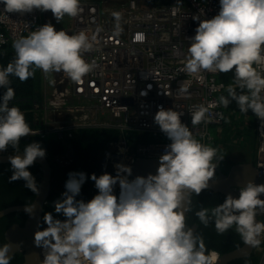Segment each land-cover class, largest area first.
I'll return each mask as SVG.
<instances>
[{"label":"clouds","instance_id":"1","mask_svg":"<svg viewBox=\"0 0 264 264\" xmlns=\"http://www.w3.org/2000/svg\"><path fill=\"white\" fill-rule=\"evenodd\" d=\"M6 13H30L34 9L51 11L57 22L75 18L82 12L80 0H0ZM220 10L211 19L200 20L190 45L183 70L191 76L201 72L234 71V81L241 90L228 87V96L213 102L227 108L233 101L240 112L249 110L264 123V73L256 66L264 65V0H219ZM119 30L122 14L113 12ZM199 19V17H194ZM137 39H143L138 35ZM96 36L81 31L69 34L57 31L51 23L40 26L15 40V57L0 67V151L8 146L19 151L22 137L37 133L27 123L24 112L10 106L15 90L10 77L26 82L42 71L45 77L63 72L71 81L80 83L93 70L84 54L92 51ZM54 84V80H49ZM180 88V92L187 93ZM182 112L160 107L154 123L171 141L159 157L155 175L137 176L129 180L131 169L116 165L117 175L104 173L91 179L98 194L90 201L76 200L87 179L83 172H70L62 198L54 202L55 212L66 218L55 219L51 213L43 217L47 227L34 233V244L42 247L41 264H212L203 238L186 227L185 211H191V195H199L209 187L217 164L222 159L218 149L201 143L189 127L181 122ZM220 119L230 122L220 114ZM209 107L195 106L191 113L193 126L211 123ZM46 151L38 142L25 146L23 156L9 157L12 175L9 180L25 181V187L39 192L35 178L28 170ZM119 183V196L114 186ZM187 192L188 198L184 193ZM264 184L249 181L239 198L228 195L222 204L195 212L207 227L214 222L218 234L230 228L253 248L262 243L264 222L257 221L264 212ZM187 204V208H185ZM33 206L26 207L31 212ZM11 245L0 246V264H10Z\"/></svg>","mask_w":264,"mask_h":264},{"label":"built area","instance_id":"2","mask_svg":"<svg viewBox=\"0 0 264 264\" xmlns=\"http://www.w3.org/2000/svg\"><path fill=\"white\" fill-rule=\"evenodd\" d=\"M80 3L82 12L70 17L67 27L55 29L69 34L84 31L90 37L96 36L92 51L84 54L93 70L80 83L71 81L63 72L45 78L48 95L32 109L38 125L33 130L37 134L28 136L64 141L84 129L116 131L118 139L108 141L101 153L97 177L104 173L116 176L118 164L132 171L138 158H159L164 153L171 141L154 123L161 106L182 112L181 122L197 140L210 145L215 128L224 121L220 114L225 117L223 106L213 103L226 90L221 79L225 73L201 72L191 76L183 70V65L190 45L188 38L195 35L200 20L219 13V0H80ZM47 12L34 9L30 13H6L0 3V50L48 23L46 19L41 21L42 13ZM113 12L122 14L119 30ZM138 35L143 39H137ZM256 67L264 73V65ZM50 79L55 83L50 84ZM182 85L187 93L180 92ZM201 104L209 107L213 122L193 126L191 113ZM254 118L258 145L253 165L262 176L264 123L255 115ZM131 133H151L158 137L133 147L128 139ZM64 153L72 157L70 149ZM121 175L128 179L130 176ZM241 188H233L238 197ZM113 191L118 197L119 183ZM260 198L264 199V194ZM257 219L264 222V212ZM261 241L255 247L257 264H264V235ZM209 255L212 264H219L216 251Z\"/></svg>","mask_w":264,"mask_h":264},{"label":"flooded vegetation","instance_id":"3","mask_svg":"<svg viewBox=\"0 0 264 264\" xmlns=\"http://www.w3.org/2000/svg\"><path fill=\"white\" fill-rule=\"evenodd\" d=\"M11 102L10 105H12ZM49 139L57 140L53 137L42 138L25 136L22 137L19 142V151H17V149L13 148L11 145L8 146L6 151H0V157L23 154L25 146L32 142H38L41 147L45 149L46 156L44 158L49 163L51 173L48 194L41 211V230L47 227V224L43 220V217L46 213H51L55 219H59L61 221L66 219L62 213L58 214L55 212L54 202L61 199L62 193L66 191L65 183L69 179L68 174L70 172H80V170L74 168L76 165L72 166V163L74 162L73 157H67L65 153L56 154L55 156L51 157V159L49 158V148L46 146L47 141H45ZM214 162L217 164V167L212 180H221L226 178L229 175L233 165L222 160H217ZM69 166H71L72 169H69ZM28 170L35 178L37 187L40 191V186L44 180V172L41 164L35 161L33 165L29 166ZM11 175L12 169L10 161L0 162V211L11 207L13 208L31 205L35 201L38 194L25 187V181L23 180L10 182L9 178ZM86 177H88L87 174ZM84 189L85 185H82L80 194L76 197V200L88 202L95 196V194H98V189L95 187V185L93 186V192H95V194L87 195ZM227 196L228 195L221 190H214L211 188L202 190L199 195L193 193L190 197L191 211H186L185 215L186 227L191 228L195 235H199L203 238L204 244L206 246V254H209L211 251H216L221 259V257L224 255L238 253L239 255L230 259L227 264H257L259 259L256 254V249L243 242L240 234L235 230V227L230 228L223 234H218L215 230L214 222H210L209 225L205 227L195 215V212L201 208L211 209L215 206H218L219 204H222ZM27 219L28 215L19 210L11 211L10 213L1 217L0 246L5 243L9 244V241L7 240V231L14 225L23 227ZM254 260H256V263ZM24 262L25 258L23 253L17 252L13 255L10 264H24Z\"/></svg>","mask_w":264,"mask_h":264},{"label":"trees","instance_id":"4","mask_svg":"<svg viewBox=\"0 0 264 264\" xmlns=\"http://www.w3.org/2000/svg\"><path fill=\"white\" fill-rule=\"evenodd\" d=\"M27 36V35H26ZM13 42L6 44L2 50H0V67H5L15 57V51L12 47ZM227 79L226 90L220 96H228L227 89L229 86L236 88L237 93L241 91L235 86L234 71L226 73ZM11 87L15 90V98L12 100V105L19 107L25 114V118L30 127L36 128L38 125L34 121V114L32 112L35 104H41L43 102V75L40 70L35 71V76L29 78L26 82H20L16 77H10ZM5 92L4 88H0V96ZM18 100V101H17ZM224 109L225 118L230 119L231 124H236L237 118L251 119L254 118V114L249 110L247 114L239 111L236 103L233 101L230 105ZM225 120L223 121L224 125ZM221 125V126H222ZM157 135L151 133H145L138 135L137 133H131L128 136L130 144L135 147L138 143H149L157 139ZM118 139V133L114 130H98V129H84L81 130L74 138L59 141L54 139L45 140L46 146L49 148V158L56 154H62L67 149L72 151V157L74 162L72 166L75 169L80 170L87 174V179L83 183L85 185V193L87 195L95 194L93 186L94 181L91 179L93 174H97L99 165V159L102 151L105 149L108 141ZM69 169H72L69 166ZM97 195V194H95ZM256 263V260H254Z\"/></svg>","mask_w":264,"mask_h":264},{"label":"water","instance_id":"5","mask_svg":"<svg viewBox=\"0 0 264 264\" xmlns=\"http://www.w3.org/2000/svg\"><path fill=\"white\" fill-rule=\"evenodd\" d=\"M17 155V154H16ZM23 156V154H19ZM14 155H8L0 157V162L9 161V157ZM36 162L40 163L44 172V180L40 186V191L37 194L35 201L31 205L11 207L0 211V218L10 213L11 211L19 210L28 215V219L23 227L14 225L7 231V240L11 245V249L8 253L11 257L17 252H22L25 258L24 264H41L44 257L42 254V247H37L34 244V233L40 229L41 211L44 201L48 194L49 180L51 169L48 161L45 158H37ZM159 167V158L146 159L138 158L132 168L129 180L135 179L137 176L147 177L149 174L155 175ZM251 181L257 185L264 184V175L259 176L255 166L249 164H235L231 167L229 175L221 180H210L209 187L214 190H221L227 195H232L235 198H239L233 190L234 187H245L247 183ZM187 199V192L184 193ZM33 206L32 211H26V207ZM187 208V204H185ZM186 215V211H185ZM239 254L224 255L221 257L219 264H227V262L238 256Z\"/></svg>","mask_w":264,"mask_h":264},{"label":"crops","instance_id":"6","mask_svg":"<svg viewBox=\"0 0 264 264\" xmlns=\"http://www.w3.org/2000/svg\"><path fill=\"white\" fill-rule=\"evenodd\" d=\"M227 75L226 73L221 76V79L225 82ZM228 120V119H227ZM253 120V129L248 125L249 131L244 137V134H239L238 130L241 126H244V122H251ZM230 121V119H229ZM231 124V122H227ZM225 125L215 128V135L212 138L210 146L218 149V155L223 156L222 161H227L232 165L235 164H253L256 156V148L258 145V136L255 130V118H237L236 124L233 123V129H225ZM226 130V131H225ZM246 145L249 146L245 149ZM240 143L244 146L242 149H238L236 146ZM233 156V157H232Z\"/></svg>","mask_w":264,"mask_h":264},{"label":"rangeland","instance_id":"7","mask_svg":"<svg viewBox=\"0 0 264 264\" xmlns=\"http://www.w3.org/2000/svg\"><path fill=\"white\" fill-rule=\"evenodd\" d=\"M47 20L48 23H51L55 28H61V27H67L69 25V19L70 17H68L67 15L63 18V20H61L60 22H57V20L54 18L53 14L51 11H48L46 14L42 13V17H41V21ZM51 21V22H50ZM42 72V71H41ZM43 75V85H42V91H43V96L45 99L46 96L48 95V89H49V85L45 83V75L42 73ZM236 86V85H235ZM44 101V100H43ZM224 125L226 126L225 129H233V125L232 124H227L226 122L224 123ZM250 125L251 126V130L253 129V120L251 122H244V126H241L238 130L239 134H244V137H246L247 132L249 131V129L247 128V126ZM225 130V131H226ZM244 145L240 143L238 144V146H236L238 149H242ZM249 146L246 145L245 142V149H248ZM97 175V174H96ZM95 183V182H94ZM95 185V184H94Z\"/></svg>","mask_w":264,"mask_h":264},{"label":"bare ground","instance_id":"8","mask_svg":"<svg viewBox=\"0 0 264 264\" xmlns=\"http://www.w3.org/2000/svg\"><path fill=\"white\" fill-rule=\"evenodd\" d=\"M69 20H70V19H69ZM50 22H51V21H50ZM12 44H13V43H12ZM154 135H155V134H154ZM232 157H233V156H232ZM42 251H43V256H44V251H45V250H42Z\"/></svg>","mask_w":264,"mask_h":264}]
</instances>
